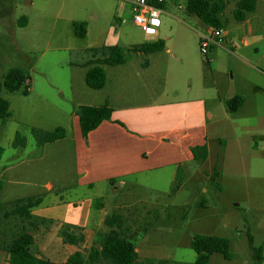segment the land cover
Here are the masks:
<instances>
[{
    "label": "rangeland",
    "instance_id": "obj_1",
    "mask_svg": "<svg viewBox=\"0 0 264 264\" xmlns=\"http://www.w3.org/2000/svg\"><path fill=\"white\" fill-rule=\"evenodd\" d=\"M132 1L0 0V83L15 67L24 69L30 77L28 95L23 91L3 93L10 102L12 117L6 124H0V148L5 150L0 160L3 185L0 216L1 205L27 197H44L42 208L63 197L77 203L82 212L96 197H101L111 214L115 203L122 208L132 234L137 235L141 262L168 260L194 264L197 254L192 249V240L197 235H208L230 239L235 254L232 261L215 254L210 264H256L248 235L264 252V153L253 151L252 147L256 143L264 146V119L258 115H264V107L259 109L251 102L240 113L227 111L228 96L232 92L246 95L255 80L248 68L229 60L220 47L212 46L203 55L198 42L199 63L205 65L200 87L195 79L191 84L184 82L177 86L188 96H194L202 87L207 90L206 106L213 118L208 121L206 162L147 173L130 179V184L118 190L112 184H100L94 189L78 187L69 115L77 103L84 102L80 90L90 88L85 84L87 68L73 67L71 63L88 62L92 56L87 48L99 43L118 45L126 50V57L143 64L145 55L138 56L128 49L157 40L151 33L161 20L163 25L158 31L166 36L175 23L174 18L163 13L150 24L148 32L142 31L134 23ZM176 3L184 10L173 5L170 12L188 21L193 29L200 28L197 21L205 27L197 17L187 14L186 0ZM231 10L232 6L227 10L230 23L234 22ZM256 14L264 18V0H258ZM22 17H28L26 25ZM5 20L8 26L3 23ZM74 20L91 27L87 40L74 36L71 26ZM189 35V39H194L196 32L189 31ZM226 51L233 52L230 47ZM158 57L165 60L163 54ZM239 66L245 75H241ZM104 68L110 77L116 71L110 66ZM142 85V80L134 78L123 92L129 97H140L146 92ZM165 87L170 90V84L160 85L161 90ZM107 91L112 96L121 93L112 83ZM263 100L259 98L260 102ZM58 127L68 129L65 139L38 145L33 128L54 131ZM17 134L26 140L24 148L13 147ZM216 169L220 173L219 186L210 178Z\"/></svg>",
    "mask_w": 264,
    "mask_h": 264
},
{
    "label": "crops",
    "instance_id": "obj_2",
    "mask_svg": "<svg viewBox=\"0 0 264 264\" xmlns=\"http://www.w3.org/2000/svg\"><path fill=\"white\" fill-rule=\"evenodd\" d=\"M173 5H177L181 11L184 10L174 0L169 1L163 10V13L175 19L171 32L166 36L158 31L163 25L161 20L151 33L158 37L155 41L165 42L163 51L145 55L143 64H136L132 57H127L125 64L112 67L116 69L112 77L104 68L107 75L104 89L80 90L83 91L81 94L84 102L77 103L69 115L71 123L68 126L73 129L74 134L78 187L94 189L100 184H112L117 190L121 189L130 184L129 180L132 178L192 164L195 162L192 148L208 143V121L213 115L208 112L206 106L207 90L202 87L194 96H188L177 86L184 82L191 84L195 79L197 87H200V79L203 78L202 68H205V65L203 62L199 63L201 58L198 55L197 43L201 44L202 36L210 33L213 28L204 27L197 21L196 25L200 28L193 29L188 21L170 12L169 9ZM190 16L195 18L194 15ZM21 19L24 25L29 21L28 17ZM74 22L80 21H71L76 37ZM3 23L9 25L7 20ZM193 30L196 37L189 39V31ZM90 35L91 27L87 24V35L82 40H87ZM101 46L104 45L96 43L95 47ZM214 46L220 47L229 56V60L248 68L250 77L255 80L254 86L248 88L246 95L232 92L228 96V101L236 96L244 99L243 105L233 114L242 112L251 102H254L255 107L262 109L264 100L260 102L259 98L264 99V18L255 14L244 23H230L224 30L221 42ZM229 47L233 50L229 52L233 54L226 51ZM91 48H87V51ZM235 51L238 55H235ZM162 54L165 60L158 57ZM212 61H216L215 56ZM84 64L72 62L71 66L85 68ZM239 68L241 75H245L242 67ZM134 78L142 80V87L146 88V92L140 97L133 95L129 97L127 92H123L126 84ZM110 83L114 89L119 87L121 91L119 95L112 96L108 93ZM162 83L170 84V90L167 87L161 90ZM156 89L159 90L155 91ZM191 90L190 86L189 92ZM100 94H103L102 97ZM99 99L101 102L97 103ZM139 99L141 103H137L136 100ZM106 102L113 109L112 120L104 121L85 141L76 109L79 106H100ZM258 115L264 119V115ZM252 150L263 154L264 146L256 143ZM16 183L21 182L16 180ZM49 189L53 190L51 186ZM43 203L44 201L32 211V214L40 219L34 249L39 256L54 263H63L76 252L88 253L97 232L107 230L104 220L111 212L108 206L101 202V197H96L84 212L78 208L77 203H70L63 197L61 201L44 208ZM121 209L119 205L114 204L113 212L121 213ZM64 232L72 233L79 238L84 237L85 241L77 245L69 244ZM137 250L139 252L138 248ZM0 264H10V254L0 251Z\"/></svg>",
    "mask_w": 264,
    "mask_h": 264
},
{
    "label": "trees",
    "instance_id": "obj_3",
    "mask_svg": "<svg viewBox=\"0 0 264 264\" xmlns=\"http://www.w3.org/2000/svg\"><path fill=\"white\" fill-rule=\"evenodd\" d=\"M152 5L165 10L168 2L164 0H148ZM179 1V0H174ZM232 6L231 17L236 23H244L254 16L257 11L258 0H186L185 10L189 15L197 17L206 27L216 30H226L231 22L227 17V10ZM75 35L84 39L87 35V23L74 22ZM165 42H155L135 45L128 49L131 53H142L150 55L163 51ZM92 58L84 64L87 68L86 84L90 89L102 90L107 84L105 66L116 67L126 63V50L118 45L101 46L89 49ZM29 75L22 68L15 67L9 70L0 83V124L4 125L12 117L10 102L3 96V93H16L23 91L24 95L30 93ZM244 99L236 96L227 103V110L235 113L242 105ZM113 109L106 102L100 106H79L76 115L79 119V126L82 137L88 140L89 134L99 128L104 121L112 120ZM39 146H46L65 139L68 129L58 127L54 131L32 129ZM26 140L17 134L13 147H25ZM4 149L0 148V160ZM193 160L203 164L209 157L208 144L192 148ZM211 182L219 186L217 179L220 173L216 169L210 176ZM112 183V181H111ZM3 185L0 183V193ZM44 197H27L17 199L8 204L1 205L0 216V251L10 254V264H59L45 259L36 253V233L39 230V221L32 214V211L39 207ZM106 231L97 232L96 238L88 253L76 252L65 262L60 264H177L168 260H147L140 261L137 250L136 236L132 234L128 218L124 213L113 212L104 220ZM147 230H145L146 232ZM66 241L69 244L77 245L84 242V237L64 232ZM250 249L256 264L264 263V252L261 247L254 245V239L248 235ZM192 249L197 254L194 264H210L215 254L222 255L225 260L232 261L235 254L232 251V243L228 238L218 236L197 235L192 240Z\"/></svg>",
    "mask_w": 264,
    "mask_h": 264
},
{
    "label": "built area",
    "instance_id": "obj_4",
    "mask_svg": "<svg viewBox=\"0 0 264 264\" xmlns=\"http://www.w3.org/2000/svg\"><path fill=\"white\" fill-rule=\"evenodd\" d=\"M158 2L162 3L164 0H158ZM132 7L134 23L144 32H148L150 24L157 21L163 13L162 9L152 5L148 0H133ZM223 33L224 30L212 29L210 33L203 35L200 45L201 53L207 55L212 46L221 42Z\"/></svg>",
    "mask_w": 264,
    "mask_h": 264
}]
</instances>
